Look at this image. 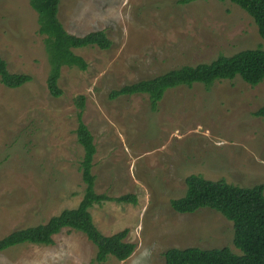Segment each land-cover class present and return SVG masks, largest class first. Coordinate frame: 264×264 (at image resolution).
I'll use <instances>...</instances> for the list:
<instances>
[{
    "label": "rangeland",
    "instance_id": "1",
    "mask_svg": "<svg viewBox=\"0 0 264 264\" xmlns=\"http://www.w3.org/2000/svg\"><path fill=\"white\" fill-rule=\"evenodd\" d=\"M58 18L70 33L104 30L108 49H74L88 66H63L59 97L46 78V36L30 0H0V55L11 72L32 79L0 82V238L44 223L82 199L74 99L85 97L83 121L96 145L95 190L135 201H103L89 208L105 235L124 228L136 247L102 264H165L171 247L216 248L232 243V222L202 207L178 213L170 200L186 191L185 177L251 187L264 184V79L239 76L168 89L156 110L147 94L111 99V90L182 65L259 46L252 18L229 0H60ZM49 245L23 243L0 251V264H97L96 246L81 231L62 229Z\"/></svg>",
    "mask_w": 264,
    "mask_h": 264
},
{
    "label": "trees",
    "instance_id": "2",
    "mask_svg": "<svg viewBox=\"0 0 264 264\" xmlns=\"http://www.w3.org/2000/svg\"><path fill=\"white\" fill-rule=\"evenodd\" d=\"M188 1V0H183ZM243 9L253 20L257 31L264 39V0H229ZM38 12L39 33L46 36L45 43L49 59L46 84L50 95L59 97L63 91L59 86L61 68L75 67L85 70L86 60L76 54L74 49L96 46L108 49L111 40L104 30H92L83 35L68 32L58 18L60 0H30ZM239 76L254 86L264 79V49L259 46L245 48L231 55L220 54L209 62L182 65L169 69L156 76L140 79L111 90V99L119 96L147 94L149 106L156 110L164 93L179 86H192L201 83L210 86L218 79H233ZM32 79L23 72H11L7 62L0 55V82L10 88H17ZM85 97L78 95L74 102L77 107L75 129L76 139L83 149L79 161L84 193L78 205L65 208L44 223L30 225L11 231L0 238V251L17 244L37 243L49 245L53 236L62 229L83 232L96 246L94 260L97 264L106 261L109 255L117 261L131 256L136 244L128 241V229L124 228L110 235L103 234L95 225L89 210L94 204L103 201L134 202V196L124 194L117 197L95 190V174L92 173L96 153L94 137L83 121ZM253 115L264 118V104ZM186 191L170 200L171 207L178 213H192L202 207L219 212L232 222V243L238 250L230 247L200 248L197 246L171 247L163 252L165 264H264V184L242 187L224 179L210 180L199 174L185 177Z\"/></svg>",
    "mask_w": 264,
    "mask_h": 264
}]
</instances>
